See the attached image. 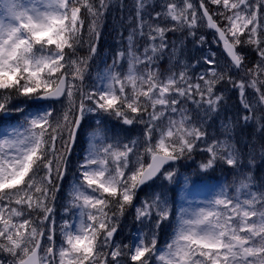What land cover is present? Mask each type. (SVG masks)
Returning <instances> with one entry per match:
<instances>
[{"label":"snow or ice","instance_id":"1","mask_svg":"<svg viewBox=\"0 0 264 264\" xmlns=\"http://www.w3.org/2000/svg\"><path fill=\"white\" fill-rule=\"evenodd\" d=\"M133 7L127 51L86 84L97 54L93 41L112 0H0V114H23L0 129V264H264V184L257 186L250 171L178 212L170 211L162 192L145 198L135 208L136 220H154L156 232L130 244L114 241L119 217L134 206L138 190L161 176L171 182L173 165L191 159L200 143L207 158L197 166L199 180L218 163L243 168V151L231 142L234 124L222 126L224 140L207 143L200 113L219 111L224 97L218 85L237 90L241 120H255L264 130V0H162L161 10L147 19L148 0H133ZM198 28L212 31L213 43L222 46L223 67L212 53L202 57L207 68L195 76L178 58L179 72H161L166 34L195 36ZM137 37L147 38L142 53ZM205 40L201 35L197 43ZM85 44L89 55L78 57ZM245 46L259 58L251 67ZM23 104L40 107L25 114ZM89 116L96 127L65 208L73 219H62L57 243L56 193ZM106 118L143 125L142 140L123 143L108 135ZM189 181L195 188L197 179L185 177ZM165 221L171 238L158 247Z\"/></svg>","mask_w":264,"mask_h":264},{"label":"rangeland","instance_id":"2","mask_svg":"<svg viewBox=\"0 0 264 264\" xmlns=\"http://www.w3.org/2000/svg\"><path fill=\"white\" fill-rule=\"evenodd\" d=\"M197 1L193 0L194 3L198 4ZM113 8L106 14L105 19L101 22L99 41L108 40L110 43L108 48L113 49L117 54L120 51H127L128 47V34L133 25V22L129 19L130 15L134 13L133 0H112ZM162 0H148V7L145 9L144 15L145 19L149 15L154 14L155 12L160 11V4ZM121 5H123V10H121ZM214 9V6H210ZM147 31V29H145ZM207 31L204 28H198L195 30L194 40L193 35L188 34L186 31H175L168 32L166 34V41L168 44V49L164 53L163 58L159 61V68L161 72H166L167 69L174 68L175 71L179 72L182 65L175 63V59L178 58L183 64L189 66V74L195 76L206 70L207 65L200 63L199 60L196 61L197 55H195V50H200L204 52V56H210L212 53H215L216 59L221 67H223L225 62V57L219 53L215 52L213 48H216V44L213 43V36L207 38ZM203 35L206 37L205 42L202 44L204 47H201V44H198L200 36ZM87 39V37H86ZM185 39L188 41V45H182V40ZM96 40L93 42L95 43ZM145 41V42H144ZM147 38L144 40L136 39V47L139 48L140 52H143L144 47L146 46ZM87 46V44H85ZM97 45V42H96ZM175 46V53L173 54V47ZM110 49V50H111ZM100 51V50H99ZM246 56V66L251 67L252 64H255L258 61V56L256 54H250L246 51L243 52ZM116 57V56H115ZM188 58V60H187ZM111 63L113 58L110 59ZM109 61L103 58V63L96 65L91 68L89 65V75L86 78V84L92 82V78L95 76L98 70H103ZM107 64V65H106ZM194 65V67H193ZM127 67V60L124 61V68ZM232 92V99L230 100V95L226 88L218 85L217 94L223 93L224 99L221 101L220 109L217 113L211 114V116H205L203 113H200V116L203 118L205 130L208 133L207 143H211L214 139L224 140L226 138L223 125L231 122L234 124L235 119H238L239 122V132L234 135H231V142H234L240 149L243 151V168L242 169H229L227 166L220 164L221 171L224 175L213 176L211 173L217 170L219 167L216 166L214 169L209 170L207 174L203 176L202 181L197 179V184L193 188L191 181L187 184L185 183V177H190V173H184L183 168H188L191 170V167L188 166L192 162V159H185L181 162H184L178 169L177 180L176 177L171 182L165 181L161 176L160 179L156 180L150 184L146 189L137 192L136 200L134 201V206L126 209L124 215L119 217L118 231L114 236V241L121 245L133 243L138 237L148 236L151 238L153 232H156L154 220L149 223L147 219L143 223L136 220V211L135 208L140 206L141 202L145 198H150L157 193H163L164 197L168 200V206L170 211L178 212L181 206L187 207L189 203L195 206L196 204L209 198L211 193L218 190V186L228 185L231 186L233 182L226 183L227 178L232 179L233 181L238 180L239 173L243 170L244 172L250 171L253 175L255 183L257 186L264 184V153L261 152V144H264L262 136L264 135V130L259 129V125L253 120L247 125L241 120V117L244 115L245 110L240 101L239 92L234 89H230ZM247 96L249 100L252 99V93L249 89L247 91ZM226 97V98H225ZM232 101V104L229 101ZM25 109V114L27 112H35L39 105H20ZM190 109H195V105H184ZM58 109L60 106H56ZM9 121L8 124L0 126V129L14 126L21 119L23 114L12 112L7 115ZM242 125V126H241ZM104 126L109 130L108 135L118 138L123 143H129L133 140H142L143 137V125L136 123L133 125H123L119 120L115 118H106L104 120ZM96 127V121L94 117H87L83 121V127L81 129L80 135L78 137L79 144L83 143V150L81 153V159L85 154V150L88 147V133ZM242 132H246L245 138L237 139L238 135H242ZM255 133V134H254ZM260 138V140H258ZM254 140V148L252 141ZM78 144V145H79ZM206 147L205 143H200L197 149L194 151L198 153L194 158L199 160L198 165L206 160L207 153L201 151L202 148ZM195 154V153H194ZM193 154V155H194ZM254 156V162L249 163V157ZM217 164V165H218ZM198 165H195L198 166ZM70 166V164H69ZM68 166V168H69ZM74 170L67 172L63 181L60 182L61 187L56 193V200L54 203V219L56 221L57 231L56 239L59 243V225L63 218L73 219L71 215L65 214V208L68 207L69 192L71 191L73 180H74V171H76L77 164L74 166ZM171 170V169H169ZM227 173V174H226ZM78 175V173H75ZM227 177V178H226ZM215 179H219L215 180ZM176 182V183H175ZM175 184V188L174 187ZM173 221L175 220V215L172 217ZM172 225L169 222L165 221L161 225L157 236H158V247H163L171 238ZM154 264V262H153Z\"/></svg>","mask_w":264,"mask_h":264},{"label":"trees","instance_id":"3","mask_svg":"<svg viewBox=\"0 0 264 264\" xmlns=\"http://www.w3.org/2000/svg\"><path fill=\"white\" fill-rule=\"evenodd\" d=\"M97 42V54L95 55V57H92V59L89 61V65H91V68H93L95 65H96V61H98V65H99V62L102 60V58H105V59H111L112 57L115 56V51L113 49H109L108 48V45H109V41L106 40V41H99L96 40L95 43ZM100 49V51H99ZM89 55V50H88V46L84 45L83 47L79 48L78 51H77V56L78 57H87ZM88 78V77H87ZM239 132V131H233L234 135H236V133ZM245 134L246 132H242V135H238L237 136V139H241V138H245ZM255 134V133H254ZM260 140V138L258 139ZM262 140H264V135L262 136ZM254 140L252 141V145L254 146ZM195 152H193L194 154ZM192 154V157L195 156V154L193 155ZM75 156L78 157L79 154L78 153H75ZM227 174V173H226ZM224 175V173H223ZM228 180L230 181V179L228 178Z\"/></svg>","mask_w":264,"mask_h":264}]
</instances>
